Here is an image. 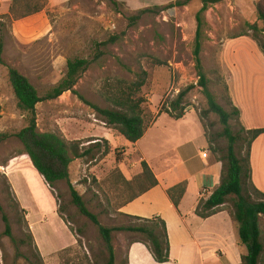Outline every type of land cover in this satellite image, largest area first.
I'll list each match as a JSON object with an SVG mask.
<instances>
[{"label": "rangeland", "instance_id": "obj_1", "mask_svg": "<svg viewBox=\"0 0 264 264\" xmlns=\"http://www.w3.org/2000/svg\"><path fill=\"white\" fill-rule=\"evenodd\" d=\"M116 1L118 5L109 0H0L3 58L9 66L27 76L42 97L62 82L67 73L68 60H88L90 65L80 74L75 89L88 101L104 109H114L108 99L113 90L132 84L138 74L146 71L148 78L141 94L147 100L143 108L145 122L150 126L160 110H168L180 91L198 82L193 51L198 28L197 14L202 2ZM260 1L263 0H226L205 13L207 26L202 65L210 91L228 112H233L236 107L232 96L240 89L244 70L259 64V55L250 45L255 43L251 37H237L243 34L256 36L264 44L263 33L250 27L254 24L260 29L263 27L257 19V4ZM39 7L42 8L40 13L22 18ZM11 8L14 13H11ZM134 18L137 20L132 21ZM255 44L254 48H257ZM227 50L230 52L228 59H238L236 68L230 60L226 64ZM260 92L264 95V91ZM185 101L189 106L187 111L192 110L189 118L196 119L194 122L200 124L199 129L204 130L210 149L208 155L226 164L229 143L223 136L220 118L207 112L208 105L202 90L194 89ZM37 117L41 132L60 131L57 122L64 117L70 118L67 126L63 127L76 134L81 133L83 139H67L81 141V150L92 149L91 155L77 159L71 165L72 184L103 226L129 224V220L118 213L120 206L136 193L119 177L120 162L126 161L131 165L121 144L126 142L124 137L108 127L102 116L72 92L39 104ZM26 126L27 118L18 109L8 69L0 64V264H30L35 257L26 214L5 173L10 159L23 150V145L14 134ZM230 126L234 135H240L243 128L240 116L232 118ZM153 128L143 146L151 143L150 139L154 136L163 138L161 133L168 134L183 127L161 121ZM108 137L110 140L106 139ZM240 138L236 148L238 156L243 158L247 147L244 140L246 134L242 133ZM88 140L92 141L88 143ZM108 147L110 154L103 156ZM116 149H119L118 155ZM22 160L29 163L28 158ZM54 192L62 215L77 239L76 247L61 256L63 263L87 264L92 261L94 264H107L109 253L99 230L75 206L67 182L54 185ZM233 205L234 198L229 197L225 208L232 210ZM4 216L9 219L16 242L6 234ZM133 238L136 235L130 233L113 234L116 264H126L127 249Z\"/></svg>", "mask_w": 264, "mask_h": 264}, {"label": "trees", "instance_id": "obj_2", "mask_svg": "<svg viewBox=\"0 0 264 264\" xmlns=\"http://www.w3.org/2000/svg\"><path fill=\"white\" fill-rule=\"evenodd\" d=\"M109 1L114 5H118L116 0ZM189 1L190 0H188V2ZM200 1L202 2V8L197 14L198 28L193 51V60L198 82L180 91L178 96L170 103L168 110H160L158 115L165 113L174 120H181L186 115L189 108L185 101L187 95L196 88L202 90V94L208 105L207 112L213 113L220 118V122L224 128L223 136L228 140L229 144L226 151V164H223L221 184L213 191L204 190V197L206 195L208 197L201 199L197 206L196 214L203 219L216 215L225 208L228 198L233 197L234 205L230 213L237 228L239 245L246 249V253L242 257V264H264V193L255 186L251 169V147L254 141L264 134V129L246 130L242 128L241 134H246L244 140L247 143V147L244 157L240 158L236 146L241 139V134L234 135L230 126V121L234 117H239L240 111L235 107L233 112H228L218 103L216 97L209 89V80L204 72L201 58L204 31L207 26L205 13L211 7L221 4L226 0ZM26 6L30 7L28 4H26ZM12 11L11 8V13H14ZM41 11L42 8L39 7L34 12H27L22 18L38 14ZM257 19L262 23L263 27L260 29L257 24L251 25L250 27L255 32H261L264 35V0L257 4ZM131 20L136 21L137 19L134 18ZM240 37H251L264 55V44H261L258 37L243 34L237 38ZM3 54L4 42L1 40L0 64L8 69L9 81L17 98L18 109L27 118V126L14 134V137L23 145V150L19 152L16 157L26 156L33 167L43 177L57 201L60 217L69 226L68 221H66L62 215L58 197L54 192V185L58 182L65 181L70 188L75 206L82 215L89 218L98 228L101 239L104 241L109 253L107 264H116V251L113 244V234L115 232L136 235V238L130 241L128 248L133 243H142L148 248L157 263H169L171 261V245L166 222L160 217L147 219L119 213L129 220V224L117 227L103 226L98 216L90 212L82 195L78 192L70 179L71 165L73 162L91 155L92 149L87 148L81 150L80 146L83 145L81 141L71 142L65 138L61 131L41 132L38 127V105L46 101L55 100L66 92H72L82 103L102 116L108 127L117 131L130 143L136 144L144 137L149 127L145 122V110L143 108L147 100L141 94L147 82V72L142 71L138 74L137 80L132 84L125 87L119 86L117 90H113L108 99L111 101L114 109H104L88 101L75 89L80 74L90 65L88 60H68L67 73L62 82L42 97L27 76L6 63ZM4 137L8 136L5 135ZM91 141L92 140H88V143ZM105 143H108V140H105ZM118 150L119 149L115 150L116 154ZM110 152V147H108L103 153V156L109 155ZM117 160H119L118 156ZM141 166L143 169L142 174L134 178L131 182H125L121 173L119 174L123 182L128 184L133 190H136L133 197L125 203L135 200L142 195V193L158 185V181L147 162L143 161ZM186 187V183H181L168 190V195L176 208H178L181 203L186 192ZM24 212L26 214L25 210ZM4 221L6 225V234L16 242L12 236L11 226L7 216H4ZM26 225L29 230L31 246L35 249V257L30 264H45L27 220ZM71 231L73 232L72 229ZM78 243L80 244V241H78ZM87 264L94 263L88 261ZM126 264H129L128 260Z\"/></svg>", "mask_w": 264, "mask_h": 264}, {"label": "crops", "instance_id": "obj_3", "mask_svg": "<svg viewBox=\"0 0 264 264\" xmlns=\"http://www.w3.org/2000/svg\"><path fill=\"white\" fill-rule=\"evenodd\" d=\"M254 44L250 45L259 55V64L244 70L240 89L238 93L233 90L232 96L234 105L240 111L241 125L246 130L264 129V95L260 94L264 91V55L258 47L254 48ZM229 53L228 50L225 52L226 64L230 60L236 68L238 59H228ZM191 112L187 111L181 120H174L165 113L157 114L144 137L136 144L125 138L126 142H121L124 154L129 156L127 160L131 163L129 166L126 161H121L119 165L125 182H131L142 174L141 163L145 161L158 185L135 200L124 203L118 213L147 219L160 217L166 222L171 261L164 264H242L246 249L239 245L230 210L224 208L206 219L196 214L201 199L208 197H204L203 191H213L221 184L223 163L213 160L210 155L203 157V153L210 152V149L204 130L199 129L200 124L194 122L196 119L189 118ZM69 119L64 117L57 122L60 131L66 139H83L81 133L64 128ZM161 121H170L184 130L161 133L163 138L154 136L150 139L151 143L143 146L150 132L154 131L153 127ZM106 139L110 140L109 137ZM24 158L26 156L11 158L5 173L18 202L26 211L30 230L46 264H64L61 256L76 247L77 239L60 217L57 201L43 177L30 162H24ZM251 169L255 186L264 193V134L252 144ZM181 183H186L187 187L176 208L168 190ZM127 260L129 264H160L142 243L130 245Z\"/></svg>", "mask_w": 264, "mask_h": 264}, {"label": "built area", "instance_id": "obj_4", "mask_svg": "<svg viewBox=\"0 0 264 264\" xmlns=\"http://www.w3.org/2000/svg\"><path fill=\"white\" fill-rule=\"evenodd\" d=\"M203 157H205V158H207L208 157V152L207 151H205L204 153H203ZM205 193V191H203V194Z\"/></svg>", "mask_w": 264, "mask_h": 264}]
</instances>
